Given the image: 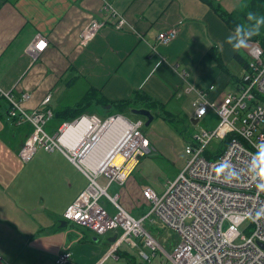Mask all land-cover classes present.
<instances>
[{"label": "crops", "instance_id": "1", "mask_svg": "<svg viewBox=\"0 0 264 264\" xmlns=\"http://www.w3.org/2000/svg\"><path fill=\"white\" fill-rule=\"evenodd\" d=\"M214 1L227 11L240 10L248 2ZM105 4L124 17L122 27H115L114 19L103 9ZM91 18L111 20L82 44L81 32ZM169 29L177 30L176 37L169 43L159 42L158 33ZM38 33L46 38L47 45L32 60L27 48ZM239 41L246 46L234 48ZM250 42L230 29L203 0H0V88L16 99L28 92L29 99L22 102L27 111L41 106L50 94L47 106L53 117L45 129L51 134L63 122L80 117L64 121L59 116L68 109L85 108L88 97L87 106L97 104L104 111L115 112L99 116L83 109L82 115L96 114L104 119L117 113L128 121L144 120L139 115L133 120L124 115L131 113L132 107L117 111L112 105L140 95L135 108H147L154 115L150 128L144 130L150 147L124 185L112 183L107 187L110 196H117L121 206L140 218L150 208L142 188L147 185L162 192L183 167V163L178 164L176 148L185 146L182 138L188 141L192 133L189 137L176 133L164 122L166 116L168 120L176 113L187 114V106H192L193 95L184 93L183 86L188 82L206 90L213 85L208 98L220 99L238 84L246 66L235 55L247 61ZM148 100L158 106L148 107ZM8 105V100L0 97L1 264H55L56 256L67 251L71 253L67 264H127L118 256L127 248L110 252V238L119 230L97 235L85 226L69 225L64 211L86 187V176L60 150L38 148L29 161L23 162L18 150L32 126L8 119ZM158 157L176 163L162 180L157 179L162 171ZM105 198L104 205L99 203L114 214L116 207ZM157 236L170 252L177 240L168 242L164 233ZM164 246H170L169 250ZM167 259L159 252L148 264H162Z\"/></svg>", "mask_w": 264, "mask_h": 264}, {"label": "built area", "instance_id": "2", "mask_svg": "<svg viewBox=\"0 0 264 264\" xmlns=\"http://www.w3.org/2000/svg\"><path fill=\"white\" fill-rule=\"evenodd\" d=\"M103 9L114 19L116 28L123 26L124 17L111 5L105 4ZM108 20L111 19L91 18L81 32V43L91 40ZM176 35V29H169L159 32L157 39L169 43ZM46 45V38L36 34L27 48L32 60ZM247 55V66L238 84L218 100L208 98L213 85L206 90L188 82L183 86L184 93L193 95V120L198 121L211 111L218 122L211 129L201 127L192 134V140L184 146L188 155L185 164L162 192L147 185L142 188L150 208L140 218L121 206L117 196H110L107 187L112 183L124 185L139 159L147 153L150 141L141 130L144 120L123 118L126 124L104 129L122 117L110 115L101 119L96 114H84L73 120L74 124L86 125L84 138L76 132L66 135L68 123L51 134L45 129L52 116L47 106L50 94L32 111L22 105L30 97L26 91L16 99L10 91L0 88V97L10 104L8 119L32 126L18 150L23 162L29 161L38 148L46 152L60 150L86 176V187L63 216L97 235L119 230L110 244V252L126 245L137 247L139 258L145 261L161 252L172 264H264V101L259 97L264 95V46L251 41ZM213 139L223 140L225 145L217 157L207 159L203 153L210 149ZM118 156L121 162L116 161ZM99 176L106 177V186L97 181ZM102 196L114 204V214L99 203ZM150 216L176 233L177 241L170 252L144 228L143 223ZM225 221L228 225L223 229ZM246 221L248 235L239 230ZM70 259V252L59 253L55 264H67Z\"/></svg>", "mask_w": 264, "mask_h": 264}, {"label": "rangeland", "instance_id": "3", "mask_svg": "<svg viewBox=\"0 0 264 264\" xmlns=\"http://www.w3.org/2000/svg\"><path fill=\"white\" fill-rule=\"evenodd\" d=\"M261 26L264 27V21H261ZM259 31H262L259 29ZM262 33L264 34V30L262 31ZM187 109H189V111L187 112V114H185L184 112L183 113H176V115L172 116L170 115L169 116V119L166 121H164L169 127H171L176 133H182L183 135L185 136H188L189 137V132L190 133H194L196 132L197 130H199L201 127H204L206 129H211L213 128L216 123L218 122V118L216 116L215 113L213 112H209L206 116H204L203 118L199 119L198 121H195L193 119H191L192 117V113H193V107L188 105L187 106ZM85 111H89V112H94L96 113L97 115L99 116H106L107 114L109 115L110 113L112 112H115V109H113V111H104L100 106H98L97 104H93V105H89V106H86L84 108ZM117 111H121V110H118ZM52 114H53V111H52ZM126 117H128L129 119L133 120L135 117H138V115L134 114V113H130V112H125L124 114ZM53 117V115H52ZM51 117V118H52ZM50 118V119H51ZM49 119V120H50ZM48 120V121H49ZM47 121V122H48ZM145 121V120H144ZM64 123V122H63ZM47 124V123H46ZM151 125V124H150ZM150 125H145V123L143 124L141 130L143 131V133L146 135V133L144 132V130L146 128H150ZM192 134H191V138L188 140V141H185L186 139L183 137V141H184V144H186L187 142L191 141L192 139ZM105 142L106 143H111V141L109 139H105ZM224 141L223 140H220V139H213L212 142L210 143L209 145V148L213 149V148H217L219 146H221V144L223 145ZM208 150V149H207ZM205 151L203 153V155L207 158V159H212L213 156L212 155H209L208 154V151ZM172 154V153H171ZM176 154L179 158V162L178 164H182V166L185 164V161L186 159L188 158V155L185 153L184 151V146L182 145L181 148H176ZM158 161L160 162L159 165L161 167V170L159 173L160 175L157 176V179L158 180H162L163 178V174L165 173H169L171 172L172 170L175 169L176 167V163L174 161L169 162V161H166L165 159H163L162 157H158ZM102 186L105 185L107 179L105 176H101L98 178L97 180ZM109 193H110V190H109ZM102 204L104 203V201H107V199L105 197H102L100 200H99ZM104 205V204H103ZM249 222L246 221L244 222L240 227H239V230L241 231L242 234L244 235H248V229H247V226H248ZM70 226H73V227H78L76 226L75 224L73 225L72 222L69 223ZM228 223L225 221L224 224H223V229H225L227 227ZM143 226L144 228L151 234V235H155L156 238H158L157 235H161L164 233L165 235V238L167 239L168 242H170L171 240L172 241H175L177 240V235L175 232L167 229L166 227H164L158 220H151V217L150 218H147L144 223H143ZM81 229L83 230H87L86 228L84 227H80ZM68 234H71V231L68 232ZM99 239H102L104 240L105 239V236H98ZM159 239V238H158ZM56 242H58V239H56ZM127 248L126 250H123L124 252H129L130 254H133L134 252V256H135V259L138 263H146L148 264L149 262L148 261H145L141 258H139L138 256V248L137 247H134V248H129L128 246L126 247V245H123V246H120V248ZM165 247V246H164ZM167 247V246H166ZM165 247V248H166ZM170 247V246H168ZM168 247L166 248L167 250ZM148 251L149 249L146 248ZM171 249V248H170ZM161 253V252H160ZM163 254V253H162ZM58 256V255H57ZM56 256V257H57ZM168 260V259H167ZM167 260H164L162 262V264H168ZM167 261V262H166Z\"/></svg>", "mask_w": 264, "mask_h": 264}, {"label": "trees", "instance_id": "4", "mask_svg": "<svg viewBox=\"0 0 264 264\" xmlns=\"http://www.w3.org/2000/svg\"><path fill=\"white\" fill-rule=\"evenodd\" d=\"M206 2L215 12L220 16V18L226 23V25L235 31L237 34L242 36L247 41H259L261 45L264 46V34L262 31L264 30V27L261 26V21H264V0H248L246 5L240 9V10H232L227 11L220 5L219 2L214 0H203ZM251 14V15H250ZM262 30V31H259ZM248 33H251V35H248ZM236 59L241 62L244 66H247V61L243 59L239 54L235 55ZM219 58L216 55V60ZM140 97V95L133 97L131 99L123 100L120 102H112V105H114L118 110H122L126 107H137V100ZM264 101V95L259 96ZM92 97L90 98V100ZM89 100V97L85 99L84 106H87L89 103H86V101ZM144 100H147L144 98ZM149 101V100H148ZM9 103V102H8ZM108 104V102H106ZM147 106V105H144ZM158 104L149 101L148 107H157ZM10 107V104L8 105V109ZM84 107L80 109H68L63 112V115L59 116L61 119H65L64 121H70L74 119L77 116L82 115ZM70 112L67 116L65 113ZM117 114V113H115ZM114 114V115H115ZM155 115H158L155 113ZM166 120L168 116L164 117ZM16 120V119H12ZM17 121V120H16ZM224 144L222 147H218L215 151H208L209 155H212L213 157H217L218 154L222 151ZM118 256L122 258L127 264H146L144 263H138L133 255H131L128 252L119 251Z\"/></svg>", "mask_w": 264, "mask_h": 264}, {"label": "bare ground", "instance_id": "5", "mask_svg": "<svg viewBox=\"0 0 264 264\" xmlns=\"http://www.w3.org/2000/svg\"><path fill=\"white\" fill-rule=\"evenodd\" d=\"M53 115V114H52ZM52 117V116H51ZM47 123V122H46ZM64 123H68L69 124V126L67 127V129H66V135L67 134H70V133H72V132H76L81 138H84V136L86 135V131H85V129H84V127H86V125H84L83 123H80L79 125H77V124H74L73 122H64ZM121 123H124V124H126V121L123 119V118H119V119H117L116 121H113V123H109V124H107L105 127H104V129H107V128H109L110 126H115V125H120ZM46 125V124H45ZM63 125V123L61 124V126ZM60 126V127H61ZM59 127V128H60ZM59 128H58V131H59ZM57 131V132H58ZM192 140V139H191ZM190 142V141H189ZM121 160H122V158L120 157V156H118L117 157V159H116V161L117 162H121Z\"/></svg>", "mask_w": 264, "mask_h": 264}, {"label": "water", "instance_id": "6", "mask_svg": "<svg viewBox=\"0 0 264 264\" xmlns=\"http://www.w3.org/2000/svg\"><path fill=\"white\" fill-rule=\"evenodd\" d=\"M110 106L111 105H107L106 107L107 108H110ZM132 112L135 113V114H137V115H139V116H141V117H143L144 120H145L144 121L145 125H149L152 122L153 118H154V115L147 108H133L132 109ZM116 116H120V117L124 118L123 116H121L119 114H116L115 117ZM115 238H116V234L113 235L112 238H110V241L111 242L114 241ZM262 247H264V245H262Z\"/></svg>", "mask_w": 264, "mask_h": 264}, {"label": "clouds", "instance_id": "7", "mask_svg": "<svg viewBox=\"0 0 264 264\" xmlns=\"http://www.w3.org/2000/svg\"><path fill=\"white\" fill-rule=\"evenodd\" d=\"M251 15V14H250ZM248 35H251V33H248ZM228 39H229V41H231V37H228ZM241 46H246L245 44H244V41H239L237 44H235V45H233V47L234 48H239V47H241Z\"/></svg>", "mask_w": 264, "mask_h": 264}, {"label": "snow or ice", "instance_id": "8", "mask_svg": "<svg viewBox=\"0 0 264 264\" xmlns=\"http://www.w3.org/2000/svg\"><path fill=\"white\" fill-rule=\"evenodd\" d=\"M41 47H43V45H41Z\"/></svg>", "mask_w": 264, "mask_h": 264}]
</instances>
